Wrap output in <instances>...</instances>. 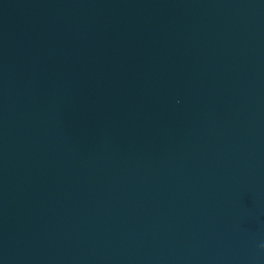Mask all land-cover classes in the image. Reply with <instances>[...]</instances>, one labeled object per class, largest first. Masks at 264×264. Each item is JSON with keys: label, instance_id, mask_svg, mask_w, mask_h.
<instances>
[{"label": "water", "instance_id": "water-1", "mask_svg": "<svg viewBox=\"0 0 264 264\" xmlns=\"http://www.w3.org/2000/svg\"><path fill=\"white\" fill-rule=\"evenodd\" d=\"M0 264H264V0H0Z\"/></svg>", "mask_w": 264, "mask_h": 264}]
</instances>
